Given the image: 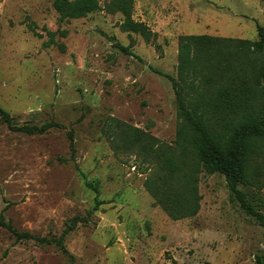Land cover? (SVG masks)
Segmentation results:
<instances>
[{
  "label": "rangeland",
  "instance_id": "rangeland-1",
  "mask_svg": "<svg viewBox=\"0 0 264 264\" xmlns=\"http://www.w3.org/2000/svg\"><path fill=\"white\" fill-rule=\"evenodd\" d=\"M51 2L0 0V106L17 124H58L26 134L0 120V213L46 238L84 221L64 237L72 257L0 226V264H256L264 227L224 176L197 172L198 211L171 219L143 185L153 167L121 145L114 120L172 143L175 95L155 70L176 75L183 34L256 39L264 0H134L149 41L123 31L119 12L59 20ZM239 188L264 218V188Z\"/></svg>",
  "mask_w": 264,
  "mask_h": 264
},
{
  "label": "trees",
  "instance_id": "trees-1",
  "mask_svg": "<svg viewBox=\"0 0 264 264\" xmlns=\"http://www.w3.org/2000/svg\"><path fill=\"white\" fill-rule=\"evenodd\" d=\"M133 1L105 0L103 6L100 0H52L51 4L59 20L83 17L102 8L119 12L123 31L149 41L154 33L132 18ZM47 33L49 44L54 32ZM120 47L130 52L128 47ZM155 72L170 80L175 95L178 123L174 141L164 142L141 128L114 120L121 145L134 148L153 167L143 185L154 203L171 219L192 216L199 208L197 172L220 173L231 197L264 227L262 214L239 188H264V26L257 25L253 40L204 33L180 35L176 75ZM0 120L9 129L26 134L43 133L58 125L52 121L17 124L1 106ZM70 141L73 148L72 138ZM82 221L84 218H73L58 237L46 238L17 230L0 213V226L17 240L54 244L68 257L72 255L64 245V237ZM255 263L264 264V248L256 255Z\"/></svg>",
  "mask_w": 264,
  "mask_h": 264
}]
</instances>
